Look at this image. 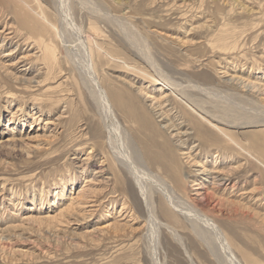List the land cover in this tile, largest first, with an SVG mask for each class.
I'll list each match as a JSON object with an SVG mask.
<instances>
[{
    "label": "rangeland",
    "instance_id": "rangeland-1",
    "mask_svg": "<svg viewBox=\"0 0 264 264\" xmlns=\"http://www.w3.org/2000/svg\"><path fill=\"white\" fill-rule=\"evenodd\" d=\"M83 37L118 126L101 112ZM144 93L166 95L169 120ZM132 149L154 205L161 181L195 201L198 164L231 175L224 193L209 180L206 191L245 217L226 205L209 216L238 264H264V0H0V264H232L184 217L173 232L155 208L161 224L148 225L112 154L145 178ZM122 176L133 189L113 184Z\"/></svg>",
    "mask_w": 264,
    "mask_h": 264
},
{
    "label": "bare ground",
    "instance_id": "bare-ground-1",
    "mask_svg": "<svg viewBox=\"0 0 264 264\" xmlns=\"http://www.w3.org/2000/svg\"><path fill=\"white\" fill-rule=\"evenodd\" d=\"M37 1V0H36ZM63 1V0H62ZM81 1V0H80ZM91 2V1H89ZM80 3V2H79ZM92 4V3H90ZM65 7V6H64ZM67 8V7H66ZM57 10V9H56ZM62 10V9H61ZM96 11V10H95ZM64 12V11H63ZM99 12V11H98ZM97 12V13H98ZM101 12V11H100ZM110 16V15H109ZM9 32H7L6 34H8ZM78 34V33H77ZM63 35V34H62ZM61 35V36H62ZM73 35V34H72ZM61 38V37H60ZM79 38V37H78ZM84 39L81 38L80 39V44L81 47H80V50L82 51L81 53H83V55L86 57V60L87 63H86V68L88 70V76L89 74L92 75V81L94 84L92 87L95 88V95L97 97V100H98V104L99 106L101 107V112L104 116H106L108 119H110L112 121V123H117L116 125L118 126V122H115L117 120H114L113 119V114L111 113L112 110L110 108V105H109V102L107 100V95L105 94L103 88L101 87L100 83L97 81L96 77L94 76V72L92 70V63H91V49L89 46H87V42L86 40H82ZM62 40L63 42V39H60ZM70 44V43H69ZM78 45V44H77ZM68 47V46H67ZM72 48V47H71ZM79 50V49H78ZM69 51V50H68ZM80 53V52H79ZM71 55V54H70ZM82 55V56H83ZM72 57V56H71ZM84 60V59H83ZM82 60V61H83ZM81 61V60H80ZM84 61V62H85ZM147 61V60H146ZM81 63V62H80ZM155 68V67H154ZM157 69V68H156ZM158 71V70H157ZM147 76V75H146ZM240 76V75H239ZM232 78H234V81H235V77L232 76ZM239 78V77H238ZM242 78V77H241ZM91 80V79H90ZM162 80V86L163 87H166V89L172 93L174 92L175 90H178L180 91L181 95L184 96V99L189 102L191 104L192 107V110L193 111H197V112H201L203 113L204 115L208 116L209 114V117L211 119H215L216 121L218 122H221V123H224L221 118V116H216L214 114H211L209 111L206 112L202 105L198 102H196L194 99H192L191 97L194 98V96H192V94L190 92H188V89L185 90L184 88H181L179 87V84L176 83L175 81H172V80H169L167 78H163L161 79ZM236 81H237V78H236ZM245 81V80H244ZM244 81L242 83H244ZM50 83V82H49ZM246 84V83H245ZM190 87L192 88V86H187V88ZM253 87V86H252ZM251 87V89H252ZM130 88L132 89L133 87L130 85ZM202 88V87H201ZM254 88V87H253ZM263 88V87H262ZM142 87L141 86H138L134 89V91L136 93H143L142 92ZM256 89V88H254ZM261 89V87H260ZM133 90V89H132ZM131 90V91H132ZM257 90V89H256ZM259 90V89H258ZM126 92V93H123L124 96H130L133 94V92ZM188 92V93H187ZM263 92V91H262ZM191 94V96L189 95ZM123 95H114L113 98H117V97H121ZM144 95L146 96V98H152V100H154L152 103L155 104V106L157 107V113L158 114V117H161L162 120H165V119H168V114H166L165 112L167 111L165 109V105L164 104H161L159 103V100L163 99L166 97V95H160V98L158 97V99H155L153 97V95L149 94V93H144ZM168 95V94H167ZM180 95V94H179ZM183 99V97H182ZM183 99V100H184ZM219 99V98H218ZM96 100V101H97ZM229 102V101H228ZM205 103V102H204ZM203 103V104H204ZM189 104V105H190ZM207 104V103H206ZM227 107V106H226ZM261 111V110H260ZM168 112V111H167ZM199 114V113H198ZM224 114V113H223ZM251 114V113H250ZM200 118L201 116L198 115ZM225 117L227 115H224ZM229 116V115H228ZM203 117V115H202ZM105 118V117H104ZM104 118H102L104 120ZM115 118V117H114ZM106 119V118H105ZM107 119V120H108ZM116 119V118H115ZM204 119V117L202 118ZM224 119V118H223ZM169 120V119H168ZM207 121V119L205 120ZM211 121V120H210ZM209 121V123H210ZM170 122V121H169ZM239 122V121H238ZM237 122V123H238ZM252 122V121H251ZM207 123V122H206ZM232 123V122H231ZM229 123V124H231ZM236 123V124H237ZM110 124V123H109ZM227 124V123H226ZM173 125V124H172ZM210 125H213L210 123ZM120 126V125H119ZM178 126V125H177ZM115 128V127H114ZM118 128V127H117ZM214 128V127H213ZM217 128V127H216ZM219 130V128H217ZM216 129V130H217ZM198 130H200V128L197 129V131H194V132H198ZM116 131V130H115ZM119 132V131H118ZM195 133V134H196ZM124 134V133H123ZM126 134V133H125ZM229 140V139H228ZM126 142V140H125ZM231 142H232V139H231ZM116 143V141H115ZM233 143V142H232ZM110 145L113 146V142L110 143ZM238 145V144H237ZM120 146V145H119ZM236 146V145H235ZM239 146V145H238ZM135 148V147H134ZM118 150V149H117ZM93 151V150H92ZM121 151V150H120ZM119 151V153H120ZM132 152L134 154V160L136 161L135 163H140V167H142V170H145L146 172V175H148L147 177L143 178V175H142V172L141 171H137L135 169V167H133L131 165V162L129 163V161L127 162V159H123V155L120 156V154H118L117 152L115 153L114 151L112 152L113 154V157L114 159L116 160V164L117 165H121L122 167L124 166L127 173L129 174V177L133 180V182L136 184L139 192L141 193L142 197H143V200H144V203H145V207H146V211H147V214H148V218H147V222H148V225H155V227H157L159 224H161L155 214V208L158 210H162V213L163 216L165 217V220H167L166 223H163V225H165L166 227L172 229V231L174 232V228L169 226L170 224H174L176 223L175 222V217L177 216H181V217H184L186 219H188L191 223V227L192 229L195 230V234L197 237H199L200 239H202L204 242H208L207 241V238H214L215 241H217V244L220 246L221 250L224 252V254L226 255V257H228L229 261L232 263V264H238V259L234 258L233 254L230 252V247H231V244L228 242V239H226L225 237V234L223 233L224 231H222L221 229L218 228V226L212 221V219L210 218V213L214 212L215 210H218L219 212L222 211V208L226 205L227 206V213H228V216H237V215H241V216H244L246 214L243 213V209L242 207H240V205H238L237 203H234V202H224V200L222 199H217L213 196L212 192L210 191H206V184H207V181H211L212 185H211V188L213 190H216V191H219L221 190V188L223 187V190L221 191L222 193H224L226 187L228 186L229 184V180H230V176L228 174H224V173H221V172H218L217 170L213 169V168H208V167H205L203 165H200L198 164L199 168H197L195 171H196V175L198 176L197 179L199 180L197 183L193 184V185H196L195 186V189H194V192L193 194H195L196 196L194 197L196 200H187V199H183V197H181L180 195H178V193H176V191L174 189H172L168 184L167 182L165 181H161V183H159V186H158V193H159V197L160 199H163V200H160L158 205H154V201L152 199V195H153V190L151 189L152 187H150V185L152 184V181H153V178H152V175L149 174V171L146 169V167L144 166V164L142 163L141 161V157L139 155V152L136 151L135 149H132ZM249 153V152H248ZM111 154V155H112ZM117 154L119 156H117ZM91 155V154H90ZM132 155V154H131ZM248 155V154H247ZM92 156V155H91ZM120 157V159H119ZM132 157V156H131ZM248 157H251L253 158V155H251V153L249 154ZM131 158V159H133ZM129 159V158H128ZM106 164H99L98 167H97V171H94L95 173H104V169L103 167L105 166ZM123 167V168H124ZM94 173V174H95ZM141 173V174H140ZM176 173V172H175ZM231 173V172H230ZM98 177V176H97ZM96 177V178H97ZM156 177V176H154ZM94 178V179H96ZM158 178V177H157ZM159 179V178H158ZM180 179V178H179ZM196 179V180H197ZM122 181L124 183H128L129 181H127V179L125 177L122 176V180H114L113 184L115 186H121L122 185ZM254 181V180H253ZM149 182V183H148ZM156 183V182H155ZM235 182L232 183L231 187H234L235 186ZM129 186L131 189L132 188V185L131 183L129 182ZM154 186V185H153ZM92 195V194H91ZM79 196V195H78ZM89 197V196H88ZM93 197V195H92ZM91 197V198H92ZM91 198H88L87 202H92V204L89 206H94L96 203H94V199L92 200ZM156 202V201H155ZM158 210V211H159ZM245 210V209H244ZM228 217V218H229ZM247 217L249 219H252L253 217L250 215H247ZM133 219V218H132ZM230 220V218H229ZM157 225V226H156ZM152 226V227H153ZM194 232V231H193ZM211 238V239H212ZM158 240V239H157ZM180 242V241H179ZM205 242V243H206ZM204 243V244H205ZM214 243V242H213ZM208 245V244H207ZM154 247V246H153ZM207 247V246H206ZM154 250V249H153ZM232 251V250H231ZM212 254V253H211ZM236 259V260H235ZM157 263V262H156ZM226 263V262H225ZM220 264V263H219ZM223 264V263H222Z\"/></svg>",
    "mask_w": 264,
    "mask_h": 264
}]
</instances>
